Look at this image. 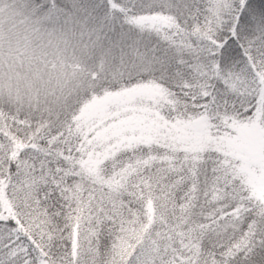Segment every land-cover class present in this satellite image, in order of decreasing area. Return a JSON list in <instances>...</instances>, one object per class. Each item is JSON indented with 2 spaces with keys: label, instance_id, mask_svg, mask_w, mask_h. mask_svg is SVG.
<instances>
[{
  "label": "snow or ice",
  "instance_id": "obj_1",
  "mask_svg": "<svg viewBox=\"0 0 264 264\" xmlns=\"http://www.w3.org/2000/svg\"><path fill=\"white\" fill-rule=\"evenodd\" d=\"M0 264H264V0H0Z\"/></svg>",
  "mask_w": 264,
  "mask_h": 264
}]
</instances>
